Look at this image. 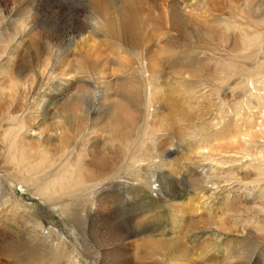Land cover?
I'll use <instances>...</instances> for the list:
<instances>
[{"label":"bare ground","instance_id":"6f19581e","mask_svg":"<svg viewBox=\"0 0 264 264\" xmlns=\"http://www.w3.org/2000/svg\"><path fill=\"white\" fill-rule=\"evenodd\" d=\"M168 1L172 3L170 6L162 5L158 8L150 6L146 1L139 3L137 0H117L113 12L110 13L113 3L110 5L99 1L79 0L84 4V8L77 9L68 5L66 0H19L8 12V8H4L7 13L0 11V164L6 166L5 163L10 157V166L18 167V172L14 173L16 178L12 179L10 184L9 198L0 202V210L13 200L15 191L23 188L28 190L26 182L31 178L30 181L34 182L33 187L37 192L34 195L44 199L42 203L48 210L56 208L71 220L95 212L99 215L100 223L113 224L118 222L115 214L123 203L116 200L119 189L116 186L120 180L130 181L135 176L140 178V173H146L155 182L160 181L161 170H154L148 167L151 163L147 164L152 160H161L160 151L151 153L143 146L144 138L157 132V108L151 95L152 90H155V87L160 88L161 82L168 76L173 75L176 80L179 77L170 73L159 60L160 53L176 50L161 49L154 40L166 38L172 46V41L177 40L178 35L182 36L178 42H174L175 47L178 48L183 43L182 49L187 51L181 54L182 58L175 60L179 67L187 65L192 66L194 70L183 73L184 77H200L205 68L209 69V74L223 75L227 73L228 67L234 64L221 62L231 52L227 47L224 50L218 48L223 46V37H220V44L208 43V47L203 45L208 48H204V52L207 51L209 56L215 57L211 60L213 63L208 61V66L206 64L195 67L183 58L193 57L190 52L197 46L195 42L203 43L207 39L213 42L216 25L225 24L230 17H237L242 23L237 24L233 20L229 29L237 33L235 39L240 41L237 54H242L241 50L247 49L249 52L242 56L241 60L257 61L260 64L259 54L264 56V0ZM210 1L219 2L218 8L212 7L214 2L209 5ZM50 2L62 5L54 8ZM65 3L67 5H64ZM201 18L203 22L199 21ZM11 22L16 25L12 26ZM175 34H178L177 37ZM99 37L104 38L105 43L102 42V45H107L112 56H108L106 51L96 44ZM116 51L120 56L126 51L130 52L132 61L127 64L119 58L118 60ZM215 59H218V62H215ZM237 59L235 55L236 64L241 62ZM174 63L172 62L171 66ZM87 65L94 68H88ZM112 67L124 68L123 74L134 67L137 75L133 77L126 74V79L120 83L113 81L111 76L105 77V71L100 75L99 82L87 75L90 69L100 71ZM23 75L27 78L24 82L21 80ZM72 75L82 78L78 82L67 78ZM136 77L141 78L142 86L134 84ZM131 78V83L126 81ZM190 81L186 83L189 94L199 88L192 87L193 83ZM73 82H76V86ZM29 85L33 86V91L27 93L26 87ZM120 85H124L122 89L115 90V86ZM64 99H67L65 104L56 107ZM197 104L192 102L187 105L189 112L186 113L175 109L174 119L169 126L178 127L179 121L192 122L191 112ZM85 112L87 116H83ZM150 118L154 121L150 122ZM138 130L142 133L136 138L135 131ZM94 135L112 138V142L104 147L110 152L102 151L100 156L92 157L90 162L82 161L87 150L82 147L79 151L81 147L77 144L89 142V138ZM191 137L195 139L192 134ZM71 138L75 147L69 145ZM49 146L56 147L57 150L54 151ZM34 159L37 160L36 164L32 162ZM254 161L259 159L256 157ZM260 161L264 163L262 159ZM56 172L59 175L54 176ZM3 174L4 177L0 176V190L6 184V172ZM199 174L196 171L190 175L193 178L192 183L185 182L180 186L168 184L169 188L163 194L159 190L163 198L167 196L169 200H174L172 206L177 217L181 207L174 202L181 192H199L195 186L204 180L202 177L199 179ZM263 180L264 171H261L257 174V181ZM157 188L159 189V185ZM244 190L248 193L244 200L252 201L254 205L250 209L240 208L241 211L233 212V216L238 224L251 218L260 220L258 225L250 227V232L249 228L244 229L245 235L240 232L254 243L246 250L240 249L238 257L229 256L232 261L238 259V264H249L256 257V253H264V188L244 184ZM100 194L101 198L96 200V196ZM18 204L15 202L14 207ZM104 207L108 208L107 212L101 209ZM30 212L38 214L37 211ZM22 213L27 216L25 210ZM121 230L118 234L120 240L111 245L110 254L112 258L117 257L115 264H162L161 259L174 261L172 256L175 252L182 253L178 255L180 260L186 256L192 258L193 253L179 242L174 244V248H170L161 246L160 241L151 240L154 249L146 247L140 259H132L125 255L126 245L130 238L137 236L131 229L129 232ZM222 232H228V228L222 229ZM222 237L215 236V240L220 241ZM83 240H86L83 233L76 238V242L80 243L84 251L78 255L90 259L94 264H104L101 250L106 247L92 243L94 247L91 249L90 244ZM213 242L204 240L202 244L204 248H209ZM54 246L57 248L56 255L66 261V251L57 243ZM85 253L89 258H86ZM78 255L75 256L76 261L71 256L67 260L71 264H84L78 260ZM215 258L216 256L211 260Z\"/></svg>","mask_w":264,"mask_h":264},{"label":"rangeland","instance_id":"374dc122","mask_svg":"<svg viewBox=\"0 0 264 264\" xmlns=\"http://www.w3.org/2000/svg\"><path fill=\"white\" fill-rule=\"evenodd\" d=\"M18 1L15 0L16 3ZM66 1H68V5H73L77 9L84 8L82 7L84 4L82 3V5L79 0ZM87 1H99V3L110 5L113 3L110 9V13H112L117 0ZM137 1L139 3L146 1L150 6H157L158 8L162 5L170 6L172 4L168 0ZM15 2L0 0V8H2L0 11L3 14L7 13L16 4ZM213 2L215 4L212 7L218 8L219 2L210 1L208 4L211 5ZM50 3L54 8L62 5V3ZM4 8H8L6 9L7 12ZM224 8L227 9L226 6ZM90 12L94 13L93 11ZM233 20L237 24L242 23L240 18L230 17L225 24L216 25L213 36L214 43L209 42L208 39L203 43L195 42L197 46L192 49L193 52L190 50L193 57L183 58L195 67L206 64L208 66L209 62H214L211 60L215 57L209 56L207 51L204 52L203 49L208 48L203 45L217 44V42L220 44L222 43L220 37H223L225 39L223 46L218 48L224 50L227 47L231 52L221 62L234 63L233 66L228 67L227 73L223 74L224 76L222 74H209V69L205 68L203 74H200L202 79L200 77H193L192 79L188 76L184 77L183 73L194 70L192 66L179 67L176 62L178 58H182L181 54L187 51L182 49L183 43L177 45L178 48L175 47L174 42H178L182 36L175 34V37L177 35L179 37L177 40L173 39L175 41H172V46L166 38L154 40V43L161 49L176 50L160 53L159 60L170 73L179 77L176 80L173 75L168 76L161 82L160 88L154 86L155 90H152L151 95L153 104L157 108V132L150 137L147 136V139L144 138L145 144L143 143V146L149 149L151 153L160 151L161 160H152L153 163L148 162L147 164H151L146 165L154 170H161L160 181L156 180V182L158 181L156 184L154 179L146 173H140V178L135 176L130 181L128 179L120 180V186L118 184L116 186L119 187L116 200L123 203L118 207L120 208L119 212L115 214L118 222L110 224L108 222L100 223L98 221L99 215L95 212L83 218L75 217L71 220L56 208L52 207L48 210L42 203L44 199L34 195L37 192L33 187L34 182H31L32 180L30 181L31 178H29L26 182L29 191L24 188L18 189L13 194L14 198L8 206H4L0 210V264H71L67 259H70L71 256L76 261L75 256L83 251L80 243L76 242V238L82 233L83 238L86 239L83 241H87L91 249L94 247L93 244L106 247L101 250L104 264H115L117 257L112 258V254H110L111 245L120 240L118 234L122 231L121 229L123 232H129L131 229L137 236L130 238L126 245L125 255L132 259H140L146 251V247L154 249L150 242L160 241L162 242L161 246L170 248H174V244L179 242L185 245L190 253H193L192 258L186 256L180 260L178 255H182V253L177 254L175 252L172 256L174 261L161 259L162 264H238V259L232 261L231 258L233 256L238 257L240 249L246 250L250 244L254 243L253 240L250 241L240 232L242 231L245 235L244 229L249 228L248 232H250V227L258 225L260 220L259 218H251L245 223L238 224L233 212L250 209L254 205V202L244 200L246 196L248 197L247 191L244 190V184L264 188V180L263 182L257 181V174L264 171V163L260 161L261 159L264 161V56L259 54L260 64L257 61L241 60L242 56H245L249 51L247 49L246 51L241 50L242 54H237V46H239L240 41L235 39L237 33L229 30ZM199 21L203 22V18ZM11 23L12 26L16 25V23ZM102 42L105 43L103 37L96 40L100 49L106 51L108 56H112L113 54L108 51L107 45H102ZM125 53L120 56L116 51L115 56L128 64L133 57L130 52L126 51ZM235 55L238 57L237 61L241 60L238 64L235 62ZM207 57L211 59L208 60ZM172 62L175 63L171 66ZM215 62H218V59H215ZM89 67L93 66L89 65ZM135 70L133 67L130 71H126V74H131L134 77L137 75ZM104 71L105 77L111 76L115 82L120 83L126 79V74H123V72L125 73L124 68L118 67L105 68L100 71L90 69L87 75L99 82V77ZM25 75L21 77L23 82L27 80ZM68 77L76 82L82 78V76L77 75ZM3 78L9 80L6 77ZM132 80L133 78L126 81L131 83ZM134 81L138 87L143 85L141 78L137 79L136 77ZM188 81L193 83L192 87L199 86L190 92L191 94H189L186 86ZM76 82H73L74 86H76ZM123 86H115V90H120ZM26 91L27 93L32 92L33 86H27ZM66 101L67 99L60 101L56 107L64 105ZM192 102L198 103L195 110L191 112L193 121H179L178 127L169 126L174 119V110L178 109L182 113L189 112L187 105ZM86 113L83 116H87ZM149 121L153 122L154 120L150 118ZM141 133L140 130L135 131L136 138ZM191 134L195 139H192ZM111 142V137L94 135L89 138V142L83 145L78 143L77 146L81 147L79 151L82 147L87 150L82 161L90 162L92 157L100 156L102 151L110 152L104 147ZM32 143L35 144L34 141ZM69 145L71 147L76 146L72 138ZM49 148L54 151L57 150L53 146H49ZM5 155L2 154V156ZM256 157L259 159L257 162L254 161ZM11 162L9 157L5 163L6 166L0 164V176L4 177L3 172H6V184L0 190V202L9 198L11 181L16 178L14 176L15 171L18 172L17 166H10ZM32 162L36 164L37 160L34 159ZM156 166L157 168H155ZM196 171L200 173L199 179L202 177L204 180L195 186L199 192H194V190H187L186 194L181 192L180 197L174 202L181 207L180 215L177 217L172 206L174 200H169L167 196L164 199L161 194L169 188L168 184L180 186L185 182L187 184L192 183L193 178L190 175ZM57 175L59 173L56 172L54 176ZM158 185L159 189L157 188ZM243 195L245 197H242ZM100 198L101 194L96 196V200ZM15 202L19 204L14 207ZM101 209L108 211L107 207ZM24 210L27 216H23ZM30 211H37L38 214ZM41 224L43 225L41 226ZM224 228H228V232L223 233L222 229ZM215 236L223 237L220 241L219 239L216 241ZM204 240L214 242L211 247L204 248L202 244ZM56 243L62 250L66 251L65 255L68 256L66 261L56 255L57 248L54 246ZM168 250L170 249L168 248ZM61 252L63 253V251ZM85 256L89 258L86 253ZM214 256L216 258L212 261L211 258ZM190 259L191 261H189ZM78 260L81 263L83 261L84 264H94L90 259L81 258V255H78ZM249 264H264V253H256V257Z\"/></svg>","mask_w":264,"mask_h":264}]
</instances>
